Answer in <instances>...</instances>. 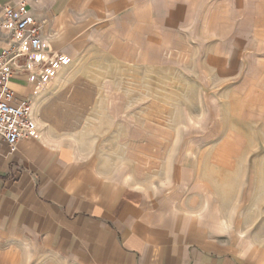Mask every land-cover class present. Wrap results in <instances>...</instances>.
<instances>
[{"label":"rangeland","instance_id":"1","mask_svg":"<svg viewBox=\"0 0 264 264\" xmlns=\"http://www.w3.org/2000/svg\"><path fill=\"white\" fill-rule=\"evenodd\" d=\"M95 16L52 42L70 62L34 112L38 136L171 203L223 246L205 264H264V0H126ZM0 264L96 263L0 234Z\"/></svg>","mask_w":264,"mask_h":264},{"label":"crops","instance_id":"2","mask_svg":"<svg viewBox=\"0 0 264 264\" xmlns=\"http://www.w3.org/2000/svg\"><path fill=\"white\" fill-rule=\"evenodd\" d=\"M16 1L0 0V9ZM26 2L44 21L50 42L66 37L87 15L126 8V0ZM15 84L19 93L29 92ZM31 88L34 101L38 87ZM45 141L26 139L14 153L0 141V234L25 237L37 251L96 264H205L210 246L223 249L205 234L196 236L195 225L171 203H156L132 180L105 176L72 147ZM235 262L224 255L217 264Z\"/></svg>","mask_w":264,"mask_h":264},{"label":"built area","instance_id":"3","mask_svg":"<svg viewBox=\"0 0 264 264\" xmlns=\"http://www.w3.org/2000/svg\"><path fill=\"white\" fill-rule=\"evenodd\" d=\"M27 6L26 0H18L0 9V141L11 153L39 133L32 100L14 88L13 78L28 77L26 88L31 91L32 84L49 89L59 66L70 62L50 42L44 21H38Z\"/></svg>","mask_w":264,"mask_h":264},{"label":"bare ground","instance_id":"4","mask_svg":"<svg viewBox=\"0 0 264 264\" xmlns=\"http://www.w3.org/2000/svg\"><path fill=\"white\" fill-rule=\"evenodd\" d=\"M147 4V3H146ZM39 55H37V57H38ZM37 85V87H38V92H37V96H36V100H34V101H32V105H33V111L35 112L36 111V109H39L42 105L41 104H43L42 103V101H44L45 99H43L44 98V96H43V94H44V92H45V88H44V86L42 87V85H38V84H36ZM42 95V96H40V95ZM39 95V96H38ZM38 125H39V127H40V124H39V119H38ZM46 142V141H45ZM132 180V177L131 176H127L126 177V183H128L129 181H131ZM139 187V186H138ZM141 187V186H140ZM220 213H221V211H220ZM222 216V215H221ZM223 217V216H222ZM234 226V225H233ZM214 228L218 231V232H220V233H223V232H225L226 230H229V224H228V222H227V220H225L224 218H220V217H217L216 218V223H215V225H214ZM240 235V234H239ZM254 246V245H253Z\"/></svg>","mask_w":264,"mask_h":264}]
</instances>
